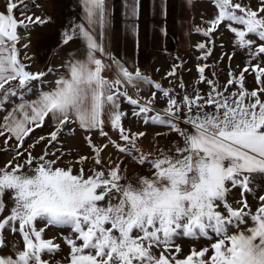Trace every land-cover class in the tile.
I'll return each instance as SVG.
<instances>
[{
  "label": "snow or ice",
  "instance_id": "1",
  "mask_svg": "<svg viewBox=\"0 0 264 264\" xmlns=\"http://www.w3.org/2000/svg\"><path fill=\"white\" fill-rule=\"evenodd\" d=\"M78 2L83 22L65 28L61 43L83 41L86 58L69 52L47 90L46 78L57 70H28L24 61L32 59L26 54L30 41L22 43L28 37L18 29L28 32L48 20L29 14L26 0H6L0 14V150L11 156L0 167V249L7 246L5 232L18 235L23 245L12 242L15 256H0V264H52L62 248L57 238H45L51 228L68 230L59 237L68 256L55 264H264V194H258L264 187L257 183L264 180V0H257L255 8L251 0H214L218 11L205 27L195 28L207 40L196 45L197 84L208 90L194 85L189 93L181 80L182 94L138 65L130 71L108 51L106 0ZM131 16L138 20L139 0ZM222 25L233 34L234 48L248 57L239 71L229 64L224 84L214 68L211 77L206 74ZM132 30L138 51L139 25ZM234 55L224 52L219 61L231 62ZM184 63H174L166 77H176ZM106 71L113 72L112 78ZM246 73L256 89L246 88ZM141 91H151L150 97L139 98ZM157 92L167 104L160 111L155 109ZM124 102L132 106L130 114L122 109ZM129 115L168 129L157 136L175 133V150L141 151L138 142L146 133L124 127ZM46 124L52 130L36 135ZM106 125L118 140L108 136ZM65 129L70 136L86 133L89 155L65 159L56 148ZM93 132L107 143H94ZM109 146L148 174L129 177L123 160H105L102 153ZM38 147L40 153L33 155ZM249 195L259 201L255 212ZM184 238L209 243L179 258L177 241Z\"/></svg>",
  "mask_w": 264,
  "mask_h": 264
},
{
  "label": "rangeland",
  "instance_id": "2",
  "mask_svg": "<svg viewBox=\"0 0 264 264\" xmlns=\"http://www.w3.org/2000/svg\"><path fill=\"white\" fill-rule=\"evenodd\" d=\"M212 2L213 7H209L210 9L207 8V6L204 8H201L200 6L196 7V16L195 18L192 19V31L195 32L196 27H205V21H208L213 18L214 12L218 11L214 7V0H209ZM245 3H248V0H244ZM251 5L253 8L257 6V0H251ZM5 13V10H1ZM212 14V15H209ZM32 27L29 29L28 32H25L23 29H18L19 33L22 36H27L28 39L22 41V43H28L30 41V38L32 37ZM189 30V29H188ZM191 30H189V33ZM30 33V34H29ZM232 37L233 34L225 29L223 25L221 26L220 30H217L215 33L214 37V43L215 47L213 48L212 55L209 58V61L207 62L209 65L212 67L209 69H206V74L211 77V72L213 68L215 69L217 73V78L219 79V82L221 84H224L226 80L228 79V69H229V64L232 70L239 71L245 66V62L247 61L248 57L245 52L241 50H236L233 46L232 42ZM200 42H206L207 40L205 37H203L200 34H188L187 38H176L175 42L169 45L168 47L162 49L161 51L154 53L153 58H151V61L149 64L145 63L143 65L144 68H140V70L150 76L153 80L161 83L165 88L167 87H174L175 91L177 93L182 94V89L179 88V82L182 80L184 85L186 86L187 90L189 93H191L192 88L194 85L198 86L202 92H207L208 86L203 83L198 82V72H197V64L199 61L197 60V56L199 55L198 50L196 49V45ZM223 45V47H221ZM211 46V45H209ZM17 47L19 48L20 45L18 44ZM53 51V56L52 59L48 62L47 66L41 67H36V70L39 71H44L46 70L49 66L52 68L58 70L59 68V63L61 61V48L59 46H54L52 48ZM227 52V53H233L235 52V55L233 56L231 62L227 58L223 60V62L219 61V58L222 53ZM25 54V50H21V57H23ZM27 56L30 57V46L26 50ZM179 61H184L185 63L183 64L182 67H180L177 71L176 77H166V73L171 70L172 66L174 63H178ZM28 66L31 61L26 60L24 61ZM33 68V67H32ZM158 70V71H157ZM30 72L35 73V68L32 70H29ZM111 73V72H108ZM54 74H50L46 80L47 84L45 88L50 87L52 79H53ZM245 83H246V88L251 91L257 88V84L254 81V78L251 74L246 73L245 74ZM234 90V89H233ZM128 92L130 95L133 96V98H137L136 96V91L135 89L131 88L129 86ZM151 91H141L139 94V98H142L143 100H146L150 97ZM160 93L157 92V102L155 105L156 111H160L164 107L167 106L166 101L162 100L159 98ZM8 106V105H7ZM122 109L125 112H128L129 114L132 111V106L128 105L127 102H124L122 104ZM2 113H0L1 115ZM152 114H155L152 113ZM124 127L126 129H130L131 132H144L146 133L145 136L141 137L139 140V147L141 151L143 152H148L150 150H155V148L163 149L165 151L171 150L174 151V144L179 140V138L176 136L175 133H171L168 135H160L157 136V133H168V129L162 126H156V125H151V124H144L141 120L137 118L129 117L124 120ZM182 127H188L189 131L192 129L190 126H185L181 125ZM75 127V125H73ZM52 128L50 125L46 124L43 130H37L36 135L40 134H46L47 132L51 131ZM67 129H65L64 133L60 136L59 140L60 143L56 145V148L61 149L66 153L65 159H74L76 157V154H82V155H89L90 154V149L87 145V143L84 140V136L86 135L85 132L83 131H77L74 135L70 136L67 135ZM105 131L108 133V136L111 137L113 140H118V133L114 130L111 129L110 126L106 125ZM92 140L94 143L101 145L104 143H107V140L104 137H101L98 132H93L91 134ZM156 141L155 145H153V141ZM31 143V141H28ZM11 144V142H10ZM4 148L3 141L0 140V149ZM53 151L55 149H52ZM41 149L38 147L33 151V155H38L40 153ZM104 156L105 160L108 159L109 156L113 160H116L117 158L123 160V168L127 169L126 174L131 177L133 173H140L141 175H147V168L146 167H141L136 165L130 157H125L119 154L116 149L113 147L109 146V148L102 153ZM11 159V156L5 152L0 150V167H3V165ZM89 165H85V168L87 169ZM262 187H264V180L257 181ZM258 194H264V193H259ZM237 196H239V193H236ZM8 198L6 197V200ZM248 203L251 207V210L255 212L257 207L259 206V201L255 199L253 196L249 195L247 196ZM10 207V205H9ZM7 214V213H5ZM39 226V225H38ZM249 226H251V221L249 220ZM10 232H5V235ZM61 235H68V230H60L57 228H51L50 230L47 231L46 237L45 238H57L55 239V243H58L61 245L62 251L55 257V260H63L65 257L68 256L69 249L67 246L64 245L63 240L59 239ZM16 236V235H15ZM181 247H182V252L179 254H176L179 258H185L190 251L193 248L200 249L202 247H205L208 245V241L201 239L199 241H192L190 239L184 238L179 241H177ZM208 255H211V251L208 253ZM43 259L46 260H52L51 257L49 256H44ZM55 260H52V264H55Z\"/></svg>",
  "mask_w": 264,
  "mask_h": 264
},
{
  "label": "crops",
  "instance_id": "3",
  "mask_svg": "<svg viewBox=\"0 0 264 264\" xmlns=\"http://www.w3.org/2000/svg\"><path fill=\"white\" fill-rule=\"evenodd\" d=\"M27 11L33 16H40L48 22L32 27L30 38V59L28 70L36 67L47 66L52 59L54 46L61 48V61L56 76L63 71L62 63L69 52H74L77 59L86 58V45L76 39L68 45H63L62 32L74 22H83L82 8L78 0H26ZM135 0H106V8L110 16V23L106 29L105 45L110 53L121 59L130 71L144 68L149 64L154 53L161 51L175 42L176 38H187L192 31V19L195 18L196 7L207 6L210 9L212 2L209 0H139L138 20L131 16V8ZM210 7V8H209ZM6 9V0H0V10ZM24 9H21L23 11ZM19 16L20 12L17 11ZM212 15V14H209ZM139 25V48H136V37L133 26ZM191 32L189 33V30ZM166 30V33H165ZM169 43V45H168ZM33 67V68H32ZM43 71V70H42ZM103 74L112 78L113 72ZM51 82V84H52ZM51 86V85H50ZM48 88H45L47 90ZM32 98V97H29ZM8 108L11 105L7 106ZM4 113L0 115L2 117ZM7 246L0 249V256H15L12 242L20 243L18 235H5Z\"/></svg>",
  "mask_w": 264,
  "mask_h": 264
},
{
  "label": "water",
  "instance_id": "4",
  "mask_svg": "<svg viewBox=\"0 0 264 264\" xmlns=\"http://www.w3.org/2000/svg\"><path fill=\"white\" fill-rule=\"evenodd\" d=\"M0 14H4V12L0 10Z\"/></svg>",
  "mask_w": 264,
  "mask_h": 264
}]
</instances>
